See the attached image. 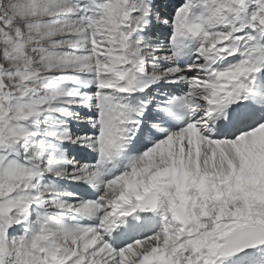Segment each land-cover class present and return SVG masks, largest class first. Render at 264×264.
I'll return each mask as SVG.
<instances>
[{
	"label": "snow or ice",
	"instance_id": "6c2138e0",
	"mask_svg": "<svg viewBox=\"0 0 264 264\" xmlns=\"http://www.w3.org/2000/svg\"><path fill=\"white\" fill-rule=\"evenodd\" d=\"M0 264H264V0H0Z\"/></svg>",
	"mask_w": 264,
	"mask_h": 264
}]
</instances>
